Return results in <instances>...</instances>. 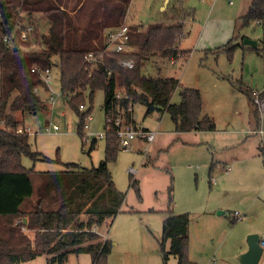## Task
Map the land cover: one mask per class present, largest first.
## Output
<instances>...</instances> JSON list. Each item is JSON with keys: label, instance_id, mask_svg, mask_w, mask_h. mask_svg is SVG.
Returning a JSON list of instances; mask_svg holds the SVG:
<instances>
[{"label": "rangeland", "instance_id": "rangeland-1", "mask_svg": "<svg viewBox=\"0 0 264 264\" xmlns=\"http://www.w3.org/2000/svg\"><path fill=\"white\" fill-rule=\"evenodd\" d=\"M251 3L252 0L129 1L125 20L140 31L151 22L182 21L184 35L178 46L185 53L176 63L154 55L145 61L143 72L178 78L181 85L172 95L173 101L179 100L182 86L198 89L200 117L210 116L215 128L178 131L168 113L155 110L146 114L144 104L133 105L137 125L158 132L148 150L147 142L142 152L132 143L130 149L119 148L115 160L108 164L116 187L125 196L110 222L97 228L103 240L112 242L108 264H163L159 240L170 194L173 211L187 212L189 216L187 254L192 264H240L247 235L264 234V204L256 196L259 185L264 184V134L253 132L264 123V117L249 97L251 88L264 86V14L260 20L246 21L244 16ZM30 20L39 34L47 32L42 15H33ZM245 39L256 45L244 43ZM40 42L32 39L29 48L42 46ZM49 74L51 84H42L36 90L41 106L33 112H14V118H23V125L31 131V149L43 157H21L22 164L34 170L31 178L35 187L41 182V171L65 169L67 162L90 167L105 154L104 138H97L91 147L92 139L86 141L78 132L79 115L61 94L57 54L52 56ZM52 91L59 93L53 103L48 101ZM88 92L84 91L93 116L90 127L99 131L105 125L104 93L96 89L90 102ZM253 110H257L258 123ZM48 124H56L58 129L45 132L43 128ZM0 127H4L2 122ZM145 154L148 159L144 161ZM244 164L248 171L243 170ZM130 166L135 173L128 171ZM131 179L136 180L138 192L131 186ZM235 211L240 213L238 220H234ZM250 228L254 231H248ZM23 230L33 236V230ZM50 256L43 253L18 264H48ZM61 264H92V258L86 251L71 252ZM166 264H177L176 257L170 254ZM257 264H264V249Z\"/></svg>", "mask_w": 264, "mask_h": 264}, {"label": "trees", "instance_id": "trees-1", "mask_svg": "<svg viewBox=\"0 0 264 264\" xmlns=\"http://www.w3.org/2000/svg\"><path fill=\"white\" fill-rule=\"evenodd\" d=\"M70 1L68 8L62 0H0V123L5 127L0 128V264H18L43 253L51 255L48 264H61L69 253L81 251L90 253L92 264H108L111 241L103 240L92 228L111 220L125 197L108 168L119 150L113 127L104 138V158L97 165L86 167L67 162L65 169L41 171V182L34 186V170L25 167L21 157H43L31 149L29 133L16 131L24 126V121L14 118L15 111L33 112L41 106L36 90L44 82L39 73L31 70L32 66L51 67L52 56H59L61 94L79 115V134L83 114L78 108L86 103L87 89L90 102L96 89L103 90L104 118L114 119L121 114L129 122L133 120L129 107L141 103L146 114L155 110L168 113L175 130L215 128L210 116L200 117L202 101L198 89L183 87L179 100L173 101L178 78L143 72L145 61L154 55L169 60L179 59L185 53L178 46L183 34L182 21L151 22L143 31L129 24V43L136 48L130 53H108L89 64L85 55L105 46L103 29L123 21L130 0ZM17 7L29 16L32 11H40L49 19L47 32L39 34L35 27L31 38L40 39L42 46L29 48L31 39L16 47L3 41V33L12 28ZM263 14L264 0H252L244 19L260 20ZM123 59H133L134 66H121ZM249 97L252 101L250 91ZM253 111L258 123L257 110ZM95 142L92 139L91 147ZM131 186L139 191L135 179H131ZM164 212L159 240L163 264L170 254L176 257L177 264H192L187 254L188 213L173 211L171 194ZM25 217L27 220L23 221ZM22 226L33 230V236L24 232Z\"/></svg>", "mask_w": 264, "mask_h": 264}, {"label": "built area", "instance_id": "built-area-1", "mask_svg": "<svg viewBox=\"0 0 264 264\" xmlns=\"http://www.w3.org/2000/svg\"><path fill=\"white\" fill-rule=\"evenodd\" d=\"M34 30L35 25L33 21L30 20V16L28 15V13L20 7H17L13 18L12 28L9 32L3 33L2 38L7 46L16 47L18 44L20 45L22 41H27L31 39ZM129 32L130 26L126 22L125 18L119 25L107 28L104 32L105 46L99 51H89L85 55V61H87L89 64H94L98 60L103 58L104 55L111 52L130 53L133 50L134 46L129 43ZM169 62L176 63V59L172 57L169 59ZM120 64L121 66L130 68L134 66L135 62L133 59H123L121 60ZM31 70L39 73L44 84L48 86L51 84V78L49 74L50 67L41 69L39 66L34 65L32 66ZM55 95H59V93L56 91H52L49 94L48 101L53 103L55 100ZM251 97L253 105L256 106L257 110L261 113V116L264 117V86L261 89H253L251 91ZM78 109L79 112L83 114L81 135L82 138H84V140L86 141L90 138H105L107 132L110 130L111 127H113V133L118 138V147L120 149H130L132 148V143L134 139L144 138L147 143H151L156 134V131L148 130L138 126L134 122V120H131L129 122L125 121L121 114H118L114 119L110 117L105 118L104 128L99 131H94L90 127V123L93 119V116L91 115V110H89L87 104H80ZM129 110L131 111V118L134 119L132 107H129ZM43 129L45 132H50L52 130L58 129V126L56 124H48L45 125ZM16 131H26L27 133L31 132L29 127L25 125L23 127H17ZM253 132H259L261 134H264V123H262L260 127L254 128ZM128 171L132 174L136 172V170L133 169L131 166L128 168ZM240 218V213L235 211L234 220H238ZM105 222L109 223L110 220L108 219ZM25 228V226H22V229ZM92 230L99 232L96 227H93ZM259 244L264 249V234L259 236Z\"/></svg>", "mask_w": 264, "mask_h": 264}, {"label": "crops", "instance_id": "crops-1", "mask_svg": "<svg viewBox=\"0 0 264 264\" xmlns=\"http://www.w3.org/2000/svg\"><path fill=\"white\" fill-rule=\"evenodd\" d=\"M41 1H45V0H41ZM164 1L165 0H163V3H164ZM42 2V3H43ZM71 1L70 0H62V4L64 5V6H66V7H70V3ZM160 7H162V4L160 5ZM72 13L74 12V11H71ZM127 12V11H126ZM190 14V13H189ZM33 15H36V16H40V15H42L44 18H45V20H46V24H47V28H48V24H49V19L46 17V16H44L40 11H37V10H35V11H32L31 12V14H30V17L31 16H33ZM191 16V15H190ZM124 18H125V16H124ZM123 18V19H124ZM37 20V19H36ZM45 21L43 20V23H44ZM107 29V27L106 28H104L103 29V32H105V30ZM183 35H184V33H183ZM182 35V36H183ZM181 36V37H182ZM180 37V38H181ZM180 48V47H179ZM191 50V49H190ZM177 60L178 59H176V62H177ZM178 85H181V83L179 82V84ZM40 87V86H39ZM182 87H184V86H182ZM253 89L251 88V91H252ZM40 91V90H39ZM132 110H133V108H132ZM20 119H23V118H20ZM134 120V122L137 124V122H136V120L135 119H133ZM256 121V120H255ZM257 125V124H256ZM25 126H27V125H25ZM140 126V125H139ZM141 127V126H140ZM142 128H145V127H142ZM145 129H147V128H145ZM148 130H150V129H148ZM153 131H156V134H157V132H158V130L156 129V130H153ZM156 136V135H155ZM155 136H154V139H155ZM153 139V140H154ZM145 142H147L144 138H136V139H134V141H133V143H135V146L137 147V149L139 150V151H143V148L145 147V146H143V144L145 143ZM152 142V141H151ZM149 144L150 143H148V145L146 146V149L148 150V147H149ZM133 147H134V144H133ZM146 149H145V151H146ZM264 151V150H263ZM147 152V151H146ZM147 156V154H145V159H144V161L145 160H147L148 159V157H146ZM263 164H262V166L264 167V152H263ZM233 160H236L237 158H235V157H233L232 158ZM212 162H211V166L213 165V163H214V161L213 160H211ZM235 163H239L238 161H234ZM241 166H243V170H246V171H248L249 170V167H248V165L247 164H244V165H241ZM111 176H112V174H111ZM113 179V178H112ZM259 186H261V188H260V191H257L258 193H256V196H259V200H261L260 202H262L263 204H264V184L263 185H259ZM261 195V196H260ZM262 197V198H261ZM247 207H248V205H247ZM248 209L246 208V211H247ZM23 220L25 221V218H23ZM248 231H254V228H250ZM112 243V242H111ZM246 247H247V244H245L244 245V248L246 249Z\"/></svg>", "mask_w": 264, "mask_h": 264}, {"label": "water", "instance_id": "water-1", "mask_svg": "<svg viewBox=\"0 0 264 264\" xmlns=\"http://www.w3.org/2000/svg\"><path fill=\"white\" fill-rule=\"evenodd\" d=\"M244 43L256 45V42L251 39H245ZM221 212L222 211H218V213ZM246 243V250L239 255L240 264H257L263 252V247L259 244V235L254 232L249 233L247 235Z\"/></svg>", "mask_w": 264, "mask_h": 264}]
</instances>
